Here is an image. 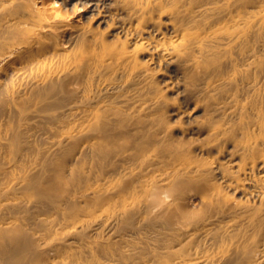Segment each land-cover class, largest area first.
I'll return each mask as SVG.
<instances>
[{
	"label": "bare ground",
	"instance_id": "1",
	"mask_svg": "<svg viewBox=\"0 0 264 264\" xmlns=\"http://www.w3.org/2000/svg\"><path fill=\"white\" fill-rule=\"evenodd\" d=\"M218 182L264 195V0H0V264H74L41 242L102 222L152 233L97 242L119 264H263L264 210Z\"/></svg>",
	"mask_w": 264,
	"mask_h": 264
},
{
	"label": "rangeland",
	"instance_id": "2",
	"mask_svg": "<svg viewBox=\"0 0 264 264\" xmlns=\"http://www.w3.org/2000/svg\"><path fill=\"white\" fill-rule=\"evenodd\" d=\"M92 23V22H91ZM104 27H106V26H104L103 24L101 25V27L99 26V28H100V30H103L104 29V31L106 30V28H104ZM98 28V29H99ZM123 35V34H122ZM121 35V33H119V38L118 39H120L119 41H121L122 40V42L123 41H125L126 39V43H127V45H130L131 43H132V40L129 38V36H127V38L125 37L124 38V36H122ZM115 42H118V40H117V38H114L113 39ZM130 40V41H129ZM156 70H157V72H156ZM154 72V71H153ZM159 72H162L166 77H169L170 76V74H169V72H167L166 70H163V68L161 69V71H160V69L158 68V67H156L155 68V72L154 73H156L155 75H157V73H159ZM171 80V79H170ZM170 80H166V82L168 83V82H170ZM166 83H163V82H160V84H159V86L160 87H162L163 88V86L165 85ZM171 88H173V89H171ZM170 88V90H168V94L167 95H169L168 97H170L171 98V100H170V102L171 101H173V102H171V103H174L175 105L176 104H178L179 103V95L177 94H175V93H172V91H175V89H174V87H171ZM169 89V88H168ZM124 92V91H123ZM127 92V91H126ZM124 92V94H122L121 95V97H128L129 95L128 94H130L131 95V93L130 92ZM132 92V91H131ZM170 92L172 93L171 95H170ZM180 121L178 120L177 121V123L175 122V125H179V126H184L185 124H182V122H180ZM35 127H33V130H32V132L33 131H37V133H35V132H33L32 133V135H34L33 137H32V140L34 139V138H39V139H34L32 142H35V140H36V142L35 143H32L33 144V146H35L36 145V148H37V150H36V148L35 147H33V151H35L34 152V154L33 155H31V157H32V160H33V158H34V156H35V159L33 160V161H35V160H37V154H38V156H39V154H40V152L39 151H42V150H45L46 148H48V146H47V144L49 145V142L47 141V140H49L50 141V138H46V140L44 139L45 137H48V136H46L47 134H46V132H45V127H43V126H41V125H39L38 126V128L36 127L35 129H34ZM37 129V130H36ZM40 131H39V130ZM39 132H42V134L41 133H39ZM38 133H39V135H38ZM44 134H45V136H44ZM39 136V137H38ZM40 139H42V141L40 140ZM43 139H44V141H43ZM40 141V142H39ZM39 142V143H38ZM37 143V144H36ZM40 143H42L43 144V147L45 148H43L42 147V145H39ZM44 143H46L45 145H44ZM38 145V146H37ZM41 147V148H40ZM40 149V150H39ZM36 154V155H35ZM37 157V158H36ZM223 163H224V161H222ZM33 164H34V162H33ZM227 165V166H226ZM230 164H229V162H225V166L226 167H228ZM247 182V181H246ZM220 185H221V189H222V191H221V193H223V194H225V195H227L234 203H237V204H239V206L241 205H243L242 207H247V208H251V209H253V208H257V207H259V208H261V209H263L264 210V195L263 194H261V195H254V191L253 192H251L252 191V189L251 188H248V192L250 191L251 192V194L250 193H248V192H245V193H239V192H232L231 190H229L228 188H223L224 186H223V184L222 183H220V182H218ZM250 189V190H249ZM225 192H227V193H225ZM232 195V196H230V195ZM240 201V202H239ZM244 202V203H243ZM255 202V203H254ZM262 202V203H261ZM246 203H247V205H246ZM252 203V204H251ZM113 205V206H112ZM252 205V206H251ZM255 207H254V206ZM258 205V206H257ZM262 205V206H261ZM115 206H117V207H115ZM194 206H196L197 207V205H194ZM251 206V207H250ZM119 205H117V204H109L108 206H107V208H106V211L102 214V218L103 219H106V218H110L113 214H116L117 212H118V209H119ZM109 213V214H108ZM108 215H109V217H108ZM103 216H105V217H103ZM103 223V222H102ZM100 224L99 225V228H98V226H97V232H93L92 231V229H88V233L90 234V236H89V238H88V240H90V241H86L85 239H84V241L82 242L81 241V243H84V244H82L81 245V243H80V240H79V242H78V240L77 241H75L74 239H72V235H71V230L69 229V228H61L64 224L63 223H61L60 225H57L56 227H57V229H55V233H51L50 234V236L49 237H47V238H45V241L43 240L42 242H41V245L44 247V248H47L48 250V255H50L51 257H54V261H59V260H62V258L63 259H65L66 261H70V262H72V263H74V264H97V262H98V264H119L118 263V261L116 260V259H107L105 256H103L104 254H102L101 252H100V254H99V250H98V252L96 251V244H98V243H100L101 241V243H103L104 244V246H106V247H112L113 248V246H112V242L113 241H118L119 243H121L119 246H120V249H122V251H124V252H126V253H129V254H135L136 252H138V251H140L141 249H142V247H143V245L144 246H147V244L148 245H151L152 243H154V241H153V239H151L152 237V233H149V230H141V231H139L138 233H135L134 235H133V237L134 238H131V240L130 241H119V237H118V235H115L114 233H111V231L108 229V227H106V224ZM141 223V222H140ZM103 225V226H102ZM60 226V227H59ZM59 227V228H58ZM56 230H58L57 232H56ZM103 230V231H102ZM66 231H67V233H66ZM70 231V232H69ZM92 231V232H91ZM66 233V234H65ZM95 233V234H94ZM100 233V234H99ZM145 235V237L142 235ZM55 234V235H54ZM61 234V235H60ZM63 234V235H62ZM68 234H70V236H68ZM94 234V235H93ZM99 234V235H98ZM114 234V235H113ZM146 234H147V236H146ZM56 235H58L57 237H56ZM139 237H137V236ZM150 235V236H149ZM98 236H100V237H98ZM116 237V238H114V237ZM257 236H260V239L261 238H263V240H264V236L263 235H257ZM50 237H51V239H50ZM66 237V238H65ZM93 237V238H92ZM49 238V239H48ZM53 238V239H52ZM95 238V239H94ZM115 240H114V239ZM137 238V239H136ZM147 238V239H146ZM148 238L150 239V240H148ZM68 239V241H66V240ZM70 239V240H69ZM97 239H98V241H97ZM109 239V240H108ZM133 239V240H132ZM48 240H50L49 242H48ZM51 240H52V242H51ZM72 240H74V244L77 242V244H76V248L75 247H73L72 248V251H71V249H67L68 251H70V252H65V251H63L64 249H63V246L66 244V243H70ZM93 240L94 241H96V242H94L93 243ZM113 240V241H112ZM134 240H135V242H134ZM143 240V241H142ZM61 241V242H60ZM100 241V242H99ZM103 241H105L106 243H107V245H106V243L105 242H103ZM140 241H141V243H140ZM145 241V242H144ZM146 241H148V243L146 242ZM54 242V243H53ZM59 242V243H58ZM65 242V243H64ZM92 242V243H91ZM98 242V243H97ZM109 242L111 243V244H109ZM117 242V243H118ZM122 242H124V243H122ZM131 242V243H130ZM137 242H139V243H137ZM152 242V243H151ZM42 243H44V245H48V244H50V246L48 245H46V246H44ZM89 243H91V244H89ZM118 243V244H119ZM128 243V244H127ZM134 243V244H133ZM147 243V244H146ZM53 246H52V245ZM62 244H64V245H62ZM72 244H73V241H72ZM130 244H132V245H130ZM90 245V246H89ZM96 245V246H95ZM111 245V246H110ZM122 245H124V246H122ZM136 245V246H135ZM139 245V246H138ZM78 246V247H77ZM83 246V247H82ZM93 246V247H92ZM57 247V248H56ZM82 247V248H81ZM91 249H90V248ZM105 247V248H106ZM122 247V248H121ZM51 248V249H50ZM133 248L136 250H133ZM75 249H77V250H75ZM85 250V252H84V250L83 251H81V250ZM90 249V250H89ZM95 249V250H94ZM125 249V250H124ZM130 249V250H129ZM88 250H89V252H88ZM92 250H93V252H92ZM127 250H128V252H127ZM77 251V252H76ZM96 253H95V252ZM132 251V252H131ZM134 251V252H133ZM79 252V253H78ZM211 251L210 250H208V252H205V253H203V254H206L207 253V255H205L204 257V259H202V255L201 254H199V257L200 258H198V260H200V261H198L196 258V260H193L192 262H191V264H195V262L197 263V264H199L201 261V263L200 264H208L209 262H210V260H211V263H209V264H214V263H216L215 261H213L212 262V258H211V256H216L214 253L212 254V253H210ZM75 255H74V254ZM85 254V255H83V254ZM94 253V254H93ZM67 254H69V256L67 255ZM73 254V255H72ZM79 256H78V255ZM65 255H66V257H65ZM72 255V256H71ZM90 255V256H89ZM98 255V256H97ZM210 255V256H209ZM61 257V259H60V257ZM72 258H71V257ZM99 256H101L100 257V259H99ZM208 256L211 258H209L208 259ZM80 257V258H79ZM87 257H89V258H87ZM92 257V258H91ZM96 258V259H94L93 260V258ZM98 257V258H97ZM115 256H113V258H114ZM57 259V260H56ZM70 259V260H69ZM88 259V260H87ZM90 259V260H89ZM96 260H98V261H96ZM204 260V261H203ZM205 260H207L208 261V263H207V261H205ZM88 261V262H87ZM92 261H94V262H92ZM64 262V261H63ZM84 262V263H83ZM217 264V263H216ZM264 264V263H263Z\"/></svg>",
	"mask_w": 264,
	"mask_h": 264
}]
</instances>
